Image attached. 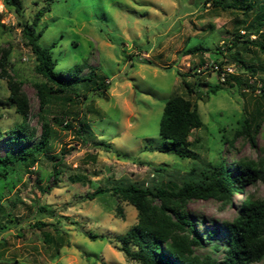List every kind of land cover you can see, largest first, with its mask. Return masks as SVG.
I'll use <instances>...</instances> for the list:
<instances>
[{
    "label": "rangeland",
    "instance_id": "1",
    "mask_svg": "<svg viewBox=\"0 0 264 264\" xmlns=\"http://www.w3.org/2000/svg\"><path fill=\"white\" fill-rule=\"evenodd\" d=\"M20 1L15 11L0 0V100L8 98V80L18 82L35 138L42 120L51 132L47 153L34 165L0 167V264H137L119 240L136 223V210L112 187H175L192 166L199 170L220 156L227 166L243 158L264 167V49L243 41L249 31L254 35L248 40L264 46V26L257 25L264 0L220 1L230 7L210 0ZM247 2L251 6L244 9ZM47 6L38 42L50 51L55 70L83 63L78 74H93L41 106L35 84L43 78L21 29ZM197 46L206 50L184 53ZM215 63L231 66L239 82L221 84ZM196 78L217 90L194 86ZM99 81L108 88L98 93L93 88ZM185 83L195 91L187 93ZM172 93L196 102L203 122L189 134L187 157L159 150L166 148L159 120ZM243 117L251 122L248 129L238 123ZM21 120L14 106L0 104L3 130ZM222 128L231 144L220 138ZM7 150L1 139L0 155ZM97 188L110 192L89 198ZM246 197L264 199L260 180L231 194L234 205ZM186 207L201 233L233 214L215 199H193ZM217 238L198 252L221 257L211 246Z\"/></svg>",
    "mask_w": 264,
    "mask_h": 264
},
{
    "label": "trees",
    "instance_id": "2",
    "mask_svg": "<svg viewBox=\"0 0 264 264\" xmlns=\"http://www.w3.org/2000/svg\"><path fill=\"white\" fill-rule=\"evenodd\" d=\"M3 1L15 11L21 9L20 0ZM210 1L214 6L221 4V0ZM221 5L230 7L228 4ZM250 6V2H247L243 7L248 9ZM47 10L48 6L37 10L32 21L24 24L21 29L34 53V69L43 78V82L35 84L41 106L48 103L53 93H66L72 83L88 80L93 74V69L86 75L78 74L83 63H76L65 72L55 70L56 63L50 51L38 42L42 30H37V25ZM257 25L264 26V18H258ZM249 35L254 34L248 31L243 41H249L264 49L261 41L248 40ZM235 42L237 41L234 38L232 45ZM199 50L206 48L197 46L184 53H196ZM3 60V57L0 58V68L5 74ZM232 75L229 74L221 84L231 86L230 79L239 82ZM99 82L93 88L98 93L102 88H108L102 81ZM201 84L208 85L211 93L218 88L217 84L209 85L196 78L194 86ZM185 85L187 93L195 91L194 87H188L186 83ZM8 89V98L5 101L0 100V104L14 106L22 120L9 129L3 130L0 127V140L4 139L8 148L0 155V167L4 169L8 164L13 165L18 161H25L27 166H32L39 154L47 153L51 130L42 120L40 134L35 138V130L29 128L27 123V102L20 91L19 83L9 79ZM261 90L264 92V88ZM78 123L81 127L82 120H78ZM238 123L240 127L245 125L248 129L251 122L248 117H243ZM202 124L196 102L188 96L172 93L164 103L159 120L158 133L166 142V148L159 150L170 151L179 157L190 156L189 147L192 144L188 139L189 134ZM240 130L236 128L235 132ZM224 131V128L219 130L220 138L231 144L232 139ZM246 133L251 144L255 145L253 134L248 131ZM234 161V166H227L220 156L218 160L210 161L199 170L192 166L188 177L175 187H149L137 182L112 187L111 191L117 199L133 206L137 215L136 223L119 236L121 250L137 264H264V199L246 197L235 205L231 199L232 193H241L246 185L254 184L256 180L264 185V167L249 159L236 158ZM109 192L107 188H97L89 198ZM193 199H215L221 206L230 205L233 210L232 217L221 220L201 233L195 228L196 219L186 207L187 202ZM37 225L45 223L39 222ZM216 237L219 241H212L211 246L216 253L221 252V257L209 252H198Z\"/></svg>",
    "mask_w": 264,
    "mask_h": 264
},
{
    "label": "built area",
    "instance_id": "3",
    "mask_svg": "<svg viewBox=\"0 0 264 264\" xmlns=\"http://www.w3.org/2000/svg\"><path fill=\"white\" fill-rule=\"evenodd\" d=\"M214 68L217 70L221 82L224 81L229 74L233 73V69L229 65L224 66L215 63Z\"/></svg>",
    "mask_w": 264,
    "mask_h": 264
}]
</instances>
